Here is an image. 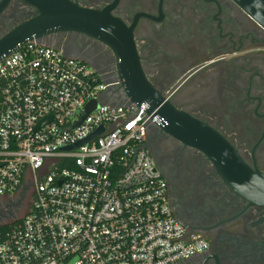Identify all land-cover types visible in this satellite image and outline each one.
<instances>
[{
    "label": "built area",
    "instance_id": "built-area-1",
    "mask_svg": "<svg viewBox=\"0 0 264 264\" xmlns=\"http://www.w3.org/2000/svg\"><path fill=\"white\" fill-rule=\"evenodd\" d=\"M122 86L36 39L0 58V199L34 196L0 226V264H179L207 251L173 213L147 148L153 117Z\"/></svg>",
    "mask_w": 264,
    "mask_h": 264
},
{
    "label": "flooded vegetation",
    "instance_id": "flooded-vegetation-1",
    "mask_svg": "<svg viewBox=\"0 0 264 264\" xmlns=\"http://www.w3.org/2000/svg\"><path fill=\"white\" fill-rule=\"evenodd\" d=\"M68 1L120 20L161 106L205 123L264 174V29L234 0ZM39 14L26 0H0V41ZM37 41L121 81V57L96 38L58 31ZM152 119L147 148L168 181L173 213L208 242L204 254L179 264H264V206L232 189L203 152L164 131L159 116ZM33 203L32 193L17 194L0 226Z\"/></svg>",
    "mask_w": 264,
    "mask_h": 264
},
{
    "label": "water",
    "instance_id": "water-1",
    "mask_svg": "<svg viewBox=\"0 0 264 264\" xmlns=\"http://www.w3.org/2000/svg\"><path fill=\"white\" fill-rule=\"evenodd\" d=\"M36 6L40 14L20 25L0 41V58L9 55L28 40H39L58 31H72L96 38L120 56L119 72L124 90L131 103L145 104L147 113L162 119V129L185 145L203 152L212 161L220 176L239 195L252 205L264 206V174L251 170L236 150L217 131L174 107L161 106V98L143 75L131 32L109 11L84 9L68 0H26ZM264 29V0H234ZM100 105L91 101L87 114ZM87 115L83 117L81 124ZM104 131L101 127L84 142ZM67 150H70L68 148Z\"/></svg>",
    "mask_w": 264,
    "mask_h": 264
},
{
    "label": "rangeland",
    "instance_id": "rangeland-1",
    "mask_svg": "<svg viewBox=\"0 0 264 264\" xmlns=\"http://www.w3.org/2000/svg\"><path fill=\"white\" fill-rule=\"evenodd\" d=\"M19 194L20 195H24L26 193L25 192H20ZM15 200H16V195H9L8 199H5L3 201L0 200V213L4 211V208L6 206L12 205L15 202Z\"/></svg>",
    "mask_w": 264,
    "mask_h": 264
},
{
    "label": "trees",
    "instance_id": "trees-1",
    "mask_svg": "<svg viewBox=\"0 0 264 264\" xmlns=\"http://www.w3.org/2000/svg\"><path fill=\"white\" fill-rule=\"evenodd\" d=\"M2 230L4 231V230H6V228L5 227H2Z\"/></svg>",
    "mask_w": 264,
    "mask_h": 264
}]
</instances>
